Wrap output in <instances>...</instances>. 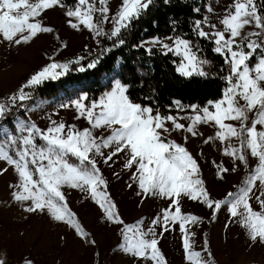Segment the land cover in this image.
I'll return each instance as SVG.
<instances>
[{
    "label": "snow or ice",
    "instance_id": "6c2138e0",
    "mask_svg": "<svg viewBox=\"0 0 264 264\" xmlns=\"http://www.w3.org/2000/svg\"><path fill=\"white\" fill-rule=\"evenodd\" d=\"M169 0H164L168 3ZM155 0H121L119 11L111 17L113 28L105 32L103 25L109 22L108 0H0V37L15 44L29 43L41 33H52L54 29L43 23L42 16L46 10L54 7L66 9L69 25L74 29L81 26L94 33L97 37L107 36L108 39L120 37L122 30L131 27ZM97 4L100 6L97 7ZM264 0H233L225 10V15L219 19L222 29L216 24H210L209 17L194 21V31L198 37L211 40L214 52L224 58L228 74L223 77L227 86L222 97L216 101H208L207 106L190 105L195 115L189 117L191 124L179 123L180 119L171 114H161L159 108L133 102L127 95L128 85L115 81L110 91L98 99H89L82 94L71 101L78 112V118H85L91 127L82 130L75 125L51 121V126L39 128L35 123L20 125V136L7 135L0 140V161L13 167L18 182L10 185L16 189L13 198L17 201H30L26 208L28 212L47 210L56 220L66 221L76 232L87 237L88 233L75 219V213L67 206L63 186L79 188L91 194L100 205L109 220L124 224L120 219L116 205L107 193V181L98 167L97 156L108 163L119 153L126 155L124 167L135 172L132 179L138 183L142 193L159 195L169 198L172 206L162 211L152 220V225L159 226L163 231L169 230L170 224L179 223L183 233V248L190 264H208L201 251L193 250V243L186 225L195 224L200 217L192 214H182L179 198L183 194L193 201L201 200L214 212L227 205L231 217L247 229L252 241L264 243V190L259 194L254 192L257 181L264 184ZM194 11L200 12L199 8ZM207 11L211 13L212 7ZM74 18V19H72ZM204 25L211 29L206 31ZM255 27L242 40V30L246 26ZM255 38V39H254ZM172 44L163 43L159 37L143 44H160L167 52L181 56L177 66L181 75L191 77L194 74L202 77L209 75L204 66L210 62L201 58L199 49H195L193 41L176 36L169 37ZM124 39H118L116 45L124 44ZM151 53L152 49H147ZM110 51V49H105ZM84 57L68 63L53 61L21 86L17 93L9 97L12 104L17 100L29 99L24 89L37 86L46 80H58L64 76L71 63L79 64ZM99 58L87 64V69H94ZM79 71H85L80 67ZM177 108L185 107L179 101L174 102ZM62 104L61 107H69ZM210 108L214 110H210ZM9 111L5 103L0 102V117ZM155 113V114H153ZM249 114L253 118L249 124ZM235 121L238 124L227 123ZM171 122L173 129L167 127ZM214 123L218 127L214 136L205 143L218 139L221 142L235 138L238 146L231 143L224 148V154L248 163V156L257 159V164L241 186L238 192H229L222 200H214L204 187L203 180L197 178L199 165L186 147L167 135L172 130H184L191 135H197L195 127L199 123ZM259 126V128H258ZM93 129H107L108 134L97 136ZM43 143H37V140ZM114 146V147H113ZM103 149H112L106 154ZM74 157L75 160H71ZM219 167V166H218ZM226 167H219L221 174L228 172ZM7 168L0 169V175ZM101 187L105 189L100 190ZM255 199L259 209H254L251 203ZM142 221L125 225L124 239L127 242L124 250L134 257L149 260L154 264H167L158 247L159 240L155 227L144 231ZM162 235V233H161ZM94 243V241H93ZM0 264H5L0 259ZM26 264H32L27 261Z\"/></svg>",
    "mask_w": 264,
    "mask_h": 264
},
{
    "label": "rangeland",
    "instance_id": "374dc122",
    "mask_svg": "<svg viewBox=\"0 0 264 264\" xmlns=\"http://www.w3.org/2000/svg\"><path fill=\"white\" fill-rule=\"evenodd\" d=\"M232 3L233 0H169L168 3L161 0L158 8L148 18V28L136 32L120 45L122 56L117 66L120 72L118 80L128 85L127 95L130 97L132 94L142 105L159 108L161 114L179 117L178 122L186 127L191 124L189 117L195 115L188 106L195 104L202 108L207 106L208 101L220 99L227 86L223 77L228 74V66L224 58L214 52L215 45L211 40L196 35L194 21L208 16L210 24H216L217 28L222 29L219 19L225 15V10ZM120 5L121 0H108L110 19L103 25L105 32H110L113 28L111 17L119 11ZM99 6L97 4V7ZM209 6L213 9L211 13L207 11ZM195 8H199L200 12L194 11ZM65 10L57 6L43 13V21L49 22V27L54 31L47 35L39 34L32 39L33 58L39 62L37 68L27 73L15 89L0 91V102L5 103L9 110L19 102L17 100L12 104L9 97L17 93L21 86L44 66L53 61L57 63L76 61L84 56L83 53H91L99 47V37L94 33L83 26L74 29L69 25ZM204 29L211 30L208 25H204ZM255 30L257 29L254 25L246 26L237 40H242L248 32ZM176 36L193 41L194 50L199 49L198 54L201 58L210 62L204 66V70L209 73L208 76L181 75L177 71V66L182 57L167 52L160 44L148 43L138 46L143 41H152L155 37H159L163 43L172 44L173 41L168 38ZM148 48L152 49L151 53L148 52ZM33 87L24 89L29 97L33 94ZM76 98L62 101L41 99L36 104L24 107V111L13 121L16 130L9 124L0 125V140H3L6 134L12 136L26 134L20 132V125H27L29 122L45 130L51 126L52 120L62 121L69 126L75 125L81 130L91 127L85 118H78L76 108L71 106V101ZM90 101L88 99L85 103ZM175 101H179L185 107L177 108ZM62 104L70 106L61 107ZM7 113L8 111L5 114ZM252 118V114H249V124ZM226 122L238 124L235 121ZM167 127L173 129L172 123L168 122ZM195 130L197 132L195 136L188 133L186 128L172 130L166 135L168 139L186 147L197 160L199 165L197 178L203 180L204 187L212 199L222 200L229 192H238L255 168L257 159L249 154L246 164L235 157L225 155L224 148L229 143L238 146L235 138L225 142L214 139L205 143L218 130L212 122L199 123ZM92 131L97 136L108 134L107 129ZM37 143L43 141L38 139ZM111 150L103 149L106 154ZM70 159L75 160L74 157ZM96 159L101 174L107 181L106 191L115 203L116 211L124 224L109 220L89 192L63 186L67 206L75 213V219L88 233L87 237L80 236L66 221L56 220L47 210L26 211L31 202L17 201L12 195L16 189L10 185L18 182L13 167L0 161V169L7 168V172L0 175V259H3L5 264H26L27 261H31L32 264H154L152 261L134 257L124 250L127 243L123 235L125 225L142 221L141 227L144 231L155 227L159 240L158 247L167 264H190L183 248V233L179 223L170 224L168 231H163L161 227L151 223L164 209L172 206L170 199L143 194L138 183L132 179L136 170L135 165L132 169L124 167L126 162L124 153L117 154L108 163H104L102 157L97 156ZM218 166L226 167L229 171L221 174ZM100 190L105 189L101 187ZM262 190L264 184L257 181L254 192L259 194ZM179 203L182 214L200 217L198 223H190L186 227L190 233H194L191 236L193 250L201 251L208 264H264V243L250 239L247 229L237 222L238 218L231 217L227 205L214 212L202 199L193 201L183 194L179 198ZM251 203L254 209H259L254 198ZM172 210H175L174 206Z\"/></svg>",
    "mask_w": 264,
    "mask_h": 264
},
{
    "label": "trees",
    "instance_id": "16d2710c",
    "mask_svg": "<svg viewBox=\"0 0 264 264\" xmlns=\"http://www.w3.org/2000/svg\"><path fill=\"white\" fill-rule=\"evenodd\" d=\"M67 4H72L73 0H66ZM161 0H155V3L138 19L135 20L131 27L122 30L120 37L108 39L107 36L98 38L99 47L91 53H83L84 59L79 64L73 63L68 72L58 80H46L40 85L33 87V94L25 101H19L11 110L0 117L1 124H9L14 130L13 124L15 118L22 113L24 107L36 104L41 99L48 100H69L76 98L81 94H87L89 100L98 99L102 94L109 91L115 81L120 79V72L117 70L122 52L116 45L118 39L128 40L136 32L146 30L149 26L148 18L153 11L160 5ZM264 12V9H262ZM110 49V51H105ZM99 58V63L94 69H87V64L94 59ZM80 67H84L85 71H79ZM133 102L139 103L135 97L130 95Z\"/></svg>",
    "mask_w": 264,
    "mask_h": 264
},
{
    "label": "crops",
    "instance_id": "0c3cea01",
    "mask_svg": "<svg viewBox=\"0 0 264 264\" xmlns=\"http://www.w3.org/2000/svg\"><path fill=\"white\" fill-rule=\"evenodd\" d=\"M43 23L49 26L46 20ZM33 56L32 40L17 45L0 37V91L15 89L27 73L37 68L39 62L35 61Z\"/></svg>",
    "mask_w": 264,
    "mask_h": 264
}]
</instances>
